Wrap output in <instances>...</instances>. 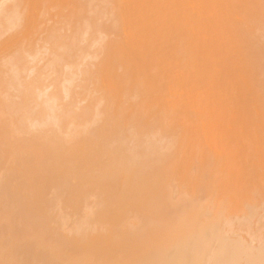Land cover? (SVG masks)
Masks as SVG:
<instances>
[{
    "label": "bare ground",
    "instance_id": "1",
    "mask_svg": "<svg viewBox=\"0 0 264 264\" xmlns=\"http://www.w3.org/2000/svg\"><path fill=\"white\" fill-rule=\"evenodd\" d=\"M69 1L75 3L72 0H0V67L4 63H9L8 68L0 73V264H264V221L261 223L262 225H258L259 220H264V171L262 172L264 167L262 166V161L264 163V134L262 133V136H256L254 138V140H257L258 145H256L257 142L255 143L251 140L254 135L250 136L249 140L248 134H245L249 130L248 128H250V135L252 127H250L249 124L255 126V121L257 122L256 128H259V126L264 128V95L262 97L263 93L261 89L258 88L259 85L262 84H256L258 86L250 89L252 90V93L250 92L249 94L251 97H248V94V96L246 95V91L244 93L249 82L252 79H257L253 78L252 74L262 71L259 66L256 68V63L260 61H258L259 57H257V54L260 52L258 53L259 49L255 45L257 43L260 45L261 42H264V4H262L264 0H208L210 6V8H206L208 12L204 11L205 7L208 6L206 2H204L206 6H203L204 0L202 4H200V0H198V2L195 0L192 3H190V1L189 4V0L186 1V3L184 2L186 10L189 8L190 4L194 6V3H196L198 8L193 7L194 11L191 9H189L191 11H183L184 7L182 8V6L176 2L177 0H167V4L166 0H162L164 3L161 0H157L162 2L160 5L163 4L166 8L168 6V11H170V8H175V12H172L175 13L174 15L172 14V18L175 20L170 19L171 16H168L170 15V13H168L167 17H169V21H167L168 19L165 21L164 18V22L167 24L169 22L171 23L172 20L174 22L177 20L180 22L182 17L176 20L177 16H181V14L185 13L184 15L187 17L182 15L184 20L181 21L184 23L186 20V24H188L187 27L190 25L192 29H196V27L199 28L204 25L202 28L206 29L209 25L208 27L213 29L210 30L207 28L211 31L209 33L208 30H203L200 27L203 31H207V33L205 32L206 34L209 33V35L212 36H204L205 33L200 32L201 30L199 29V33H203L205 38L210 37L208 39L209 41L207 40V44L208 42H210V44L204 46L206 39H202L204 43L200 40L203 43L200 42L202 44L201 47H204L203 49L206 51L204 50L205 54L200 51L201 49L199 52H201L204 57L200 56L201 54L198 52V54H200L198 55L199 57L206 59V61H204L201 58L200 62H206L203 66L201 65L202 68L207 64L205 70L213 76L212 80L215 81L212 83V80L209 81V77H203L204 83L209 81L211 84L208 83L210 86H207L208 84L206 85L202 82L209 87V90L212 88L210 90L212 92L211 94L207 87L202 85L203 91L207 89L211 94L210 95L208 92L206 93L207 96L208 94L210 95L212 101L207 98H203V100L202 98H198L200 100H197L193 97L194 100L193 98L192 100L185 99L186 101L182 103L181 106L177 105L183 109V112L179 115L186 119L189 118L186 117L188 114L195 123L198 119L200 121V118H203L206 112L208 113L210 111L209 113L211 116L209 120L207 118L208 121L205 120L204 117L202 119L203 122L201 121L202 124L198 121L196 126L191 122L194 126L191 128L187 125V128L185 127L186 130L181 126L178 128H172L169 125L164 126L163 120H165L167 116H164L159 110L157 112H159L162 117L156 114L158 118H156L154 122L149 120L151 123H147L148 121L146 122L144 120V118L147 119L145 117L146 114L144 113V116L140 109V107L144 109V106H141L139 102H134V108L130 116L126 109L133 107V105L130 106V102H126L125 98H123L122 101L125 100L126 105L129 103V107L128 105L127 107L125 106L124 109L120 107L118 111L122 109L124 113V110H126L125 113L130 117H124L125 113L123 115L121 112L113 111L114 108L110 103L114 102V105L116 100L112 99L110 102L109 99L111 100L110 97H112V94L115 92H113V90L108 92L103 90L107 93L101 91V87L98 83L102 80L101 77L103 76H100L99 72L101 71L100 69H103L105 66H103L102 62H104L105 57L108 55H106V53L111 54V49L116 47L117 44L123 47L120 43L122 42L124 45V41L120 42L117 39V44H114V42V45L110 44L113 45V48H107V50H110L107 52V50H105L106 44L104 43L105 49L104 46L100 48L102 45L100 44L101 40L98 41L97 39L100 38H97L96 40L98 42L95 41L93 44H96L99 49L105 51V53L102 51V55H105V57L103 56V60L99 57L102 61L98 62V64H96L97 60L95 61V65H98V68L94 67V64V66L87 63L84 65L81 59L82 54L79 52L78 45L76 44L80 40L81 30L84 28L89 30L87 26L91 27V25H94L93 21L89 24L93 16L89 20L87 19L88 21L86 20L87 24H85L86 26L83 27V29H81V27H76L77 30L71 37L61 36L59 32L58 34L60 37L58 38L56 33L54 37L52 33L55 32V29L58 27L44 30L46 34L39 31V27L46 21L50 19L54 21L57 20L56 18L63 12L64 14L61 16L66 15L64 16L66 19H62L67 20L70 9L67 10L68 13H66V10H62L63 8L66 9L65 4ZM102 1L103 0H86L85 2L88 8L93 5L94 9H96ZM106 1L108 2V0ZM118 1L119 3H123L122 0ZM141 1L145 3L148 2L146 0ZM154 1L150 0V2L145 4L146 6L143 5V2H141L140 5L139 2L138 7H144L142 12V7L137 10V6L133 7L136 12L132 11V8H129L132 11V15H134L133 13L136 14L132 18L134 19L135 17L140 19L141 16L142 19H138L137 21H142V27L145 25L148 27H144L145 29H142V31L140 29L141 34L143 30H150H148V32H143V35L144 33L150 35H145L146 38L142 37L143 35L141 36L138 31L134 32L136 36L132 35L134 34L133 32L131 34V36L134 37L140 35V37H142V42L145 43L148 42H146L148 39L147 36L151 39L154 37L149 33L152 31L151 28H154L151 27L153 25L152 22L158 19L157 16H159L160 12H163H158L157 9L160 6L157 7V5H159V3ZM181 1L183 2V0ZM70 2L67 3V5L71 4ZM153 2L156 8L151 7ZM169 2L177 4L176 6H174L175 4H171V7ZM76 3L75 6H77L76 8L78 9H76V12L78 11L77 13L85 11L81 10L85 7L84 2V4L82 3L79 5ZM79 3L81 2L79 1ZM149 3L150 5L148 6ZM156 3L157 5H155ZM73 6L74 5L71 4L72 8L75 7ZM105 6H107V4ZM116 6H118L117 3L115 4V8H117ZM147 6L150 8H147ZM162 6L160 8H162ZM154 8L159 14L155 13L157 18L153 17L152 19L151 16L154 13L151 9ZM177 8L182 10L183 13L178 10L180 14L178 12L176 13ZM92 9L93 8H90V10ZM117 9L118 11L121 10V8L120 10L119 8ZM117 9H114L115 12L120 14ZM148 9L151 11L152 15H150ZM198 9L200 13L196 12L199 11ZM124 10L122 11L123 13ZM144 11H148V14ZM201 11H204V13ZM72 12L73 13H69V19L70 16L75 13V8ZM92 13L95 18L99 14L101 15L100 7ZM112 13L114 14V12ZM117 13L114 14V17H108L112 19L110 20V23L112 21L111 24L107 23L109 24V30L116 31L117 28L120 27L118 25L122 20H120L119 23L118 21L116 22V16L119 15H116ZM125 13L128 15L127 12ZM139 14L140 16L138 17L137 15ZM143 14L147 15V18L150 15L151 19L145 17L144 19L148 21L146 22L143 20ZM54 16H56L55 19ZM77 16V24H79L81 23V21L79 22L80 15L78 14ZM162 16H164V14L162 15L161 13L159 18L163 19ZM105 18L106 17L103 19ZM132 18L130 20L127 18L131 28H133L132 25L137 28L141 26L137 21L135 22L136 19L133 20L134 24H137V26H135L131 22ZM53 20L50 22L52 23ZM58 21L55 22L58 24ZM178 21L176 23L177 25L172 22L168 27L163 21H158L159 24L161 22L166 25H162V27H164L163 29L167 30L169 27L171 28L168 30L170 32H166L165 34L164 30L161 29L162 27L159 28L161 25L155 21L154 24L159 25L156 26L159 30L155 28V30L153 29L155 33H152L156 36V34H159L158 31L160 32L161 30L160 33L164 34L165 37L161 34L164 40L160 39L162 37L161 35L160 37L157 35L160 41H157L156 37H154L153 40L157 41V43L167 41L169 38L166 36H169V33L172 32L173 26L176 25L175 28L178 26L179 29L180 26L182 27V23L180 22L181 24H179ZM27 22L32 23L27 24ZM65 22L62 23L64 24ZM74 22L76 26V21ZM67 23L68 22L65 24ZM57 24L55 26H57ZM149 25H151V28ZM50 26L54 25L50 24ZM104 26L101 31L107 27ZM43 27L42 29H44ZM63 27L65 26L62 25L60 29H63ZM187 27H185V29ZM66 28L68 30V27ZM97 29L96 31L99 33V27H97ZM182 29L178 30V32L182 31L184 33ZM105 30L103 32L104 35H106ZM132 30L130 29V31ZM8 31L11 32L5 35ZM188 32L191 33L189 29ZM195 32L197 33L198 31L195 30L192 32L194 37L197 36ZM255 32L262 34H260V38L258 37V42L254 41L256 44L253 47L250 44H254L251 37H253V34L255 35ZM41 33L43 37L40 38L39 43H42L43 46L47 44V39H50L51 35V38L54 37V40L50 41L52 44L50 51L52 52H49V62L47 63L49 64L48 66H52V72L51 75L45 79V83L40 82V84L33 85L35 81L30 79V71L25 67V56L28 54V50L31 49H28L33 41L31 39L35 40L37 35ZM112 33L115 34L114 32ZM190 33H188L189 36ZM199 33L198 35L203 37ZM34 34L37 35L33 37ZM109 34H111V32ZM118 34H120V30ZM170 35L173 39L179 36L177 34V36L174 35V37H172V34ZM2 36H4V38H2ZM30 36H32V38ZM181 36L183 37L184 35L182 34ZM199 36H197V38H199ZM257 36H259V34ZM103 37L104 36L101 38ZM212 37H216V39ZM85 38L83 39L85 40ZM109 38H111V36H109ZM143 38L145 39L144 41ZM171 38L169 40H171ZM197 38L195 37V39ZM249 38L252 43L248 41ZM90 39L93 42L92 38ZM129 39L134 40V38L130 37ZM151 39L149 40L151 41ZM190 39L192 42L193 39L191 37ZM28 40H31L29 45ZM135 40H137L136 43L139 42V48L142 49L141 41H139V39ZM161 40L163 41L161 42ZM186 40L183 38L179 42H176L178 43L177 45H179L178 55H182L184 52L187 54V58L185 57L186 61L182 58L183 56H180L177 63L179 61L183 63L181 67L184 71L180 69L184 73L187 72L186 77L189 80L191 75V77H193L195 73H193V71L196 70V67L198 68V64L200 66L202 63H197L196 66L198 57L196 58L197 52L192 48L194 41L191 46V43L187 45L186 42H183ZM126 41L129 42L128 40ZM109 42L112 43L110 39ZM136 43L134 42V44ZM145 43L144 45H148L150 42L148 44ZM200 43L198 44L201 45ZM6 44L9 45L2 47ZM93 44L91 46H93ZM127 44L128 43H126V46H128ZM152 44L153 45H151V43L149 44L152 46H150L151 50L150 48H148L149 50L147 51L143 49L145 52L140 50L143 52V56H146V59L143 58L141 53H139V55L142 56L143 60H148L147 57L149 60L151 59L150 61L154 63L152 65L157 68L159 65L158 62L161 63V61H159L161 57L159 55V49L161 51V47H158V49L156 46L159 44L156 45L155 42H152ZM261 44L263 46L264 43ZM189 45L192 48V52ZM107 46H109L108 43ZM134 47L137 48V44L136 46L134 45ZM153 47L154 49H158L157 52L156 49L153 51ZM119 48L117 49L119 50ZM128 48L129 46L126 48V52L124 49L121 50L129 54L127 50L132 51L134 49L131 47L129 50ZM37 49H39L38 46ZM194 49L196 50V48ZM137 50L139 49L137 48ZM173 50L175 49H172V51ZM133 52L132 54H135L134 50ZM113 53L114 52H112V54ZM94 54L97 55L98 53L96 54V52H94ZM115 55L113 54L114 57L110 56L111 61L113 62L114 60V64H111V66L113 65L112 67H114L115 63L118 64L117 62L122 58H117L118 60L115 62ZM123 56V58H125L126 55ZM131 56L128 57L130 58ZM140 56L137 57L140 58ZM87 57H89V55ZM108 57L109 56H107L106 60H109ZM111 57L115 59L112 60ZM137 57H135V59ZM173 58L174 57H172V59ZM7 60H9V62H7ZM128 61L130 60H126V62ZM89 62L90 61H88V63ZM106 62L107 61H105V64L107 65L109 62ZM138 62L139 64L143 63L142 60ZM145 62L143 65H145ZM100 65H102V67ZM108 65L105 67L108 68ZM122 65L123 62L120 63L119 66L123 68ZM143 65H141L142 68ZM112 67L109 68L108 73H106L108 70L104 69V73L112 75L113 73L110 72ZM141 67H138V69ZM117 68L120 67L116 66V69ZM130 68L132 67L130 66ZM45 69L47 70V68H44V70ZM126 69H124L123 72H125ZM199 69L200 67L198 70ZM116 71L114 68V72ZM133 71L129 72L127 70V75L121 72L123 76L121 75L122 78H119L121 80H118L122 81L124 79L127 81L129 78H125L134 76L132 73L139 72L137 69L135 72ZM100 74H103V72L101 71ZM141 74L143 75V73ZM141 74H137V77L140 75L138 79L143 77ZM158 74H160V72L156 73V76L160 77ZM145 75L147 77V74ZM149 76L148 78H152V81H154V73L152 72ZM115 77L117 78L118 74ZM158 77H156V79ZM191 77L190 81L192 80L193 82L190 83H194L195 81L191 79ZM234 78L236 84H233L235 83L232 80ZM250 78L252 79L250 80ZM259 78L261 77H258V79ZM104 79L107 81L108 78H103V82H105ZM156 79L155 82H157ZM144 80L146 79L144 78ZM185 80L181 81L182 84H184L183 82L186 84L187 80ZM133 81L138 82L137 79ZM139 81L141 82V80ZM147 81L149 80L147 79ZM149 82H147V84ZM106 83L107 82L104 84ZM133 83L135 84V82ZM255 83H258V81ZM262 83H264V79ZM107 84L109 85V83ZM107 84L104 85V87L106 86L105 88H107ZM138 84L141 85L142 83L138 82ZM113 86L118 85L114 84ZM125 86L126 88L128 87L123 84V87ZM155 86L157 85L155 84ZM202 86L200 84V89ZM139 87L140 86H138V89H134L135 92H133V94L135 97H138L146 85L143 87L142 84V91L140 89L141 87ZM108 88L111 90L113 87L110 88L108 86ZM156 88L157 87H155V89ZM161 88H163L162 84ZM196 88L200 91L198 87ZM129 89L130 88H128V90ZM192 89H194L195 92L197 91L193 86ZM124 90L122 92L126 93L127 89ZM186 92L187 91H185V93ZM125 93V96L129 95V93ZM162 93L160 94L162 95ZM173 93H175V91ZM186 94L188 95L189 93L187 92ZM178 95H180V93ZM200 95L207 97L203 93ZM173 96L174 95H172V97ZM252 96L257 97H253L254 99L251 101ZM129 97L130 95L127 96L126 99ZM185 97L186 96H184V98ZM248 98L250 99L246 100ZM165 99H167V97ZM206 99L208 102L210 101L209 104L205 102ZM169 101L172 102V100ZM245 101L249 102V104H246ZM119 102H121V100ZM199 102L202 104H197ZM121 104L124 103L121 102L120 105ZM177 104L180 105V102ZM148 106L147 104L146 107ZM114 107L117 109L116 104ZM112 108L113 110H111ZM130 109L131 108H129V112ZM185 109L188 111L185 112ZM151 111L150 113H152ZM172 112H174V110H172ZM250 112L254 114H248ZM165 114L169 115V113ZM249 115L253 116L250 117ZM256 115H258V117H256ZM248 116L249 119H247ZM163 117L165 119H163ZM251 118H253L252 121L255 124L251 123ZM254 118L258 119L255 120ZM181 120L183 121V119ZM184 123L180 124L183 125ZM167 124L168 123H166V125ZM175 124L173 123L174 126ZM209 125L212 128L214 127L213 132V129H211ZM198 126L199 128H197ZM208 126L210 132H208ZM245 127H247L248 130L243 131ZM205 128L207 130H205ZM253 129L255 130L254 127ZM256 131L257 130L254 132ZM256 135H259L258 132H256ZM201 136L206 137L204 141L206 145L208 144L207 146L204 145L203 147L202 143H200L202 145L199 144V140H203ZM245 136L247 138H245ZM211 137L215 139V142ZM187 140L194 151L190 152L192 149L182 147L185 141L188 143ZM210 141L214 142V149L212 148L213 143L211 142V145ZM189 144H185L186 147L188 145V148H190ZM195 145H198V147H194ZM219 147H221V151L218 152ZM245 148L248 149L247 153L243 152ZM224 149L228 153H226ZM242 149L243 151L241 152L240 150ZM183 150H189L185 152V154L191 153L187 154L188 156L186 155L187 158L185 161L182 158L184 164H188L187 166H184L183 163L180 162L181 154H184ZM181 151H183V153H181ZM257 153H259V157H255L258 155ZM193 154L199 155V158L195 159V155ZM253 156L258 158V161H261V165L257 163L258 161H256ZM224 157L225 159H223ZM247 159H252L251 161L255 159L254 163L245 161L246 163H250L247 167V171L249 169L248 172L242 170L245 169L247 164H242L244 168L242 167L241 169V167H239L240 170L238 168L237 170L235 169V167H238L235 166L237 163L239 165L241 161ZM217 160L219 163L223 162V165L219 166ZM183 183H186V185H182ZM256 224L261 226V228H258ZM242 230L243 232H240Z\"/></svg>",
    "mask_w": 264,
    "mask_h": 264
},
{
    "label": "rangeland",
    "instance_id": "2",
    "mask_svg": "<svg viewBox=\"0 0 264 264\" xmlns=\"http://www.w3.org/2000/svg\"><path fill=\"white\" fill-rule=\"evenodd\" d=\"M72 1H74L75 3L78 2V3H76V4H78V5H79V4H82L83 2L86 4V5H85V4L83 3L85 7L83 6L84 9H81L82 11H83V10H85V11L77 13V12H78V11L76 12V9H77L76 7H77V6H75V3H72V2L69 1L71 4H73V5L75 6V7L73 6V7L75 8V13H76L77 15H78V14L80 15V17H79V18H80L79 22L81 21V23L77 24V23H78V16H77L75 13H74L73 15L70 14V15H72V16H70V19H69V13H73L72 11H73L74 8L71 7V4L67 5V3H69V2H67V3L65 4V5H66V6H65L66 9L63 8V10H62V11H65V10H66V13H68L67 10L70 9V12H69L68 15H67V16H68V17H67V20H65L66 17H64V16H66V15L61 16L62 14H64V12L62 13V11H61L62 14L60 13L61 15H59V16L56 18L57 20H55V21H58V20L60 19V20L58 21V24H57V22H55L53 19H50V20H48V21H46V22L44 23L45 25L43 24V25H41V26L39 27V28H40L39 31L45 33L44 30H49L50 28H54V27L56 28V27H58V28H59V29L57 28L58 30L54 28V29H55V32L52 33V34L54 35V37L57 35V37L59 38V37H60L59 34H60L61 36L71 37V36L76 32L77 28L81 27V29H83V27L86 26L85 24H87V21L93 16V17L90 19L89 24H91V22L93 21V24H94V25H91V27H90V26H87V28H88L89 30H87L86 28H84L83 30H81L82 32H81V34H80V36H81V37H80V40H79V41L77 42V44H76V45H78L77 47H78V49H79V52L82 54V55H81V59H82V61H83L82 63H83L84 65H86L85 63H87V64H91L92 66L95 65V61H96V60H97V61H96V64H98V62L102 61V60L104 59V57H105V55H102L103 52L105 53V51L102 50V49H99V48L97 47L96 44H93L95 41H97V40H98V41L101 40V41H100V44H102V45L100 46V48H101V47L103 48V46H104V49H105V44H106V49H105V50H107V48H110V47L113 48L112 46H113L114 44H117V41H116L117 39H118L120 42H121V41H124V45H123L122 42L120 43L123 47H121L120 45L118 46V44H117L116 47H114L115 49L113 48L114 50L111 49V50H112V51H111V54L106 53V55L108 54L107 56H109V57H108L109 60H108V59L106 60V58H107V56H106L105 59H104V62H102V64H103V66L105 65L106 67H107V65L109 64V65H108V68H106V67L104 66L103 69H102V68L100 69V70L103 72L104 75H103V74H100L101 71L98 69V70L100 71V72H99V75H100V76H101V75L103 76V77H101L102 80L99 79V80L101 81V83H100V81H99V83H98V85H100V87H101V88H100L101 91H102L103 93H107L108 91H112V90H113V92H115V93H114L115 95L112 94V97L109 96V97L111 98V100H110L109 97H108V99H109L110 102L112 101V99H113V100H116V101H115V104H116V106H117V109H115V107H114L115 104L113 105V103H114V102H113V103H110V105L114 108V110H113V108H112L111 110H113V111H115V112H121V113H123V110L121 109L122 111H121V110L118 111V108L120 109V107H122V108L124 109L125 106L127 107V105L129 104V103H127V105H126V102H130V104H131L130 106L133 105V107H129V105H128V107L131 108L132 110L130 109V112H129V108H127L126 110L128 111L127 113H129V115L131 116V114H132L131 112L133 111V108H134V102H139V103L141 104V106H144V109H143L142 107H140V109H141V112H142L143 114H144V113L146 114V116H145V114H144V116H145L147 119L144 118V120H145L146 122L148 121L147 123H151V121L154 122L155 119L158 118L157 115H159V117H162L161 114H160V113L162 112V113L164 114V116H167V117H165L166 119L163 117V119H165V120H163V121H164V124H165L164 126H168V125H169V126H171L172 128H173V127L178 128L179 126H181V127H183L184 129H185V127L187 128V125L190 126L191 128H192L194 125L196 126V125H197L196 123L199 121V119L196 120L197 122L195 123L194 120L192 121V117H191L190 115L188 116V114H187L186 117H189V118H186V119H185L183 116H182V117H183V118H182L179 114L183 112V109H182L181 107H178V106H181V104L184 103V102L186 101L185 99H188V100L191 99V100H192L193 97H195V99H197V100H200L201 98H202V100H203V98H204V99L207 98V99H209V100L212 101V98L210 97V95L212 94V92H211L210 90H211L212 88L209 90V87H207V86H210L209 84H211V83H210L209 81L212 80L213 76H212L211 74H209L208 71L205 70L207 64L205 65V67L202 68L203 64H205L206 62H205V63H204V62L202 63V62H200V61H201V58L204 57V56H202V55L205 54V51H206L205 49H203L204 47H201L202 44L204 43L203 40L206 39V40H205L206 43L204 44V46L210 44V42H208V44H207V40H208L212 35H209V33H210L211 31H209L208 29H210V30H213V29H211V27L209 28V27H208L209 25L207 26L208 29L206 28V26H205L206 29L202 28L204 25H203V26H200L203 30H208V31H209V33L206 34L207 31H203L202 29H200V27H199V28L196 27V29H192V27H191L190 25L187 27L188 24H186V20L184 21V23H185L186 25L183 23V21H181V20H184L183 16L185 17L186 15H184L185 13H183L182 10H180V9H182V8L184 7L183 11H184V10L187 11V10H189V9H191V10L194 11V8H193V7L198 8V5H196V3H194V6H191V4H190V5H189V8L186 10V9H185V3H186V1H188V0H185V1L183 0V2H182L181 0H179V2H178V0L176 1L177 3L180 4V6H182V8H180V7L178 6L179 4L177 5L180 9L177 8V9H176V13H177L178 11H181V12L183 13V14H181V16H177V18H176V20H177L179 17H180V19H181V17H182V19L180 20V22L182 23V27H183V29H182L181 26H180V29H179V27L177 26V28H178V29H177V28H175V26L177 25L176 23H177L178 20L174 22L173 20H175V19L172 18V14H173V15L175 14V13H172V12H175V11H174L175 8H174V9L172 8L173 11H172L171 8L169 9L170 11H168V9H167L168 6H167V8H166V6H164L163 4L160 5V3H162V2L164 3V1L161 0L162 2H160V1H157V0H156V1L152 0V1H154V2H158V3H159V5H157V3L155 4V5H157V7H158V6L161 7L162 5H163L164 7L162 6L163 9L160 8V7H158V9H157L158 12L163 11V12H160V14H159L157 11H155V8H156V7L154 6V2H153L151 7H155V8H154V9H151V10H153L152 12L154 13V14H153L154 16L151 14V11L148 9V10L150 11V15H152V16H151L152 19H153V17H155V18L158 17V19H159V20H158V19H157V20H156V19L153 20V22H152L153 25H152V23H151L152 26L149 25V27H150V26H151V27H154V28H151V27H150V28L152 29V31L149 32V33H151L152 36L156 37L157 41H160V40H158V36L160 37V35L162 34V33H160L161 30H160V32L158 31L159 34H156V36H155V34L152 33V32L155 33V31H153V29L155 30L156 26H159V25H161L159 28H161L162 25H163V26H166L165 24H163V23H166V22H164V18H165V21H166V19L169 18V17H167V15H168V13H170V15H168V16H171L170 19H173V20L171 21V23L173 22V23H175L176 25H175V26H173L174 24L172 25V26H173V28H172V32H174V33L171 32V33H169V36H170V37H169V36H166V37H168V38L170 39V38H171V35H170V34H172V37H174V35H175V36L179 35V36H178V37H174V39L171 38V40H169L168 38H166V39H168V40H167V41H163L164 39H163V36H162V35H164L166 32H170V31H168V30H170L171 28L169 27V29L166 30V29H163L164 27H162L161 29L164 30V34H162V35H161L162 37L160 38V39H163V40H161V42L163 41L162 43H157V41H154V40H153L154 37H153L152 39L149 38L148 36H150V35H149L148 33H147V34H148V36H147L148 39L146 40V42H147V41H148V42L145 43V42H142V37H145V38H146L145 35H147V34L144 33V35H143V32H148L149 29L143 30V32H142V34H141L142 29H145V28H148V27H147L146 25L144 26L145 28L142 27V21H140V22H141V23H140L139 21H137L139 18L137 19V18L134 17V19H133L132 17L135 16L136 14L133 13L134 15H132L131 13H132V11L136 12L135 9L133 8V7H135V6H137L136 10H137L138 8H141V7H142V8H141V12H142V10L144 9V7H143V6L138 7V6H139V2H140V5H141V2H143L144 4H143V3H142V4L145 5V4H147L148 2H150V0H146V1H148L147 3H145L144 1H141V0H136L137 2H136L135 0H134V2H133V0H124V1L122 0L123 3L126 1V2L124 3V5H125L126 7L123 5V3H121V2L119 3L118 0H117V1H115V0H108V2H107L106 0H103V1L101 2V4L98 5V7H100L101 15L99 14L98 16H96V18H95V16L93 15L92 12L95 11L98 7H97L96 9H94V7H93V5H92L91 7L88 8L87 3L85 2L86 0H82V1H81V0H77V1H76V0H72ZM79 1H80L81 3H79ZM87 1H89V0H87ZM127 1H128V2H127ZM190 1H191V2H190ZM194 1H195V0H193V1H192V0H189V1H188V4H189V2L192 3V2H194ZM196 1L198 2V0H196ZM200 1H201V2H200ZM200 1H199L200 4H202V1H203V0H200ZM207 1H208V0H207ZM207 1H206V0L203 1V6L205 5L204 2H206V5L208 4V6L205 5L206 7H205L204 11H206V8H207V7L210 8V6H209V1H208V3H207ZM261 1H262V0H261ZM104 2H105V3H104ZM132 2H133V3H132ZM135 2H136V4H135ZM167 2H168V1L166 0V4H167ZM172 2H173V1H172ZM184 2H185V3H184ZM262 2H263L262 4H264V1H262ZM114 3H115V4L117 3L118 6H121V7L116 6L117 8H119V10H120V8H121L120 11H118V9L115 8V4H114ZM169 3H170V2H169ZM177 3H170V5H171V4H172V5L175 4L174 6H176ZM104 4H105V5L107 4V6H105ZM121 4H122V5H121ZM131 4H132V5H131ZM134 4H135V5H134ZM188 4H187V5H188ZM197 4H199V3H197ZM113 5H114V6H113ZM149 5H150V3L148 4V6H149ZM168 5H169V4H168ZM172 5H171V7H172ZM86 6H87V7H86ZM122 6H123V9H122ZM145 6H146V5H145ZM148 6H147V8H150V7H148ZM174 6H173V7H174ZM261 6H263V5H261ZM69 7H71L72 10H71V8H69ZM80 7H81V6H80ZM83 7H82V8H83ZM104 7H105V10H104ZM113 7H114V8H113ZM127 7H128V8H127ZM169 7H170V6H169ZM191 7H192L193 9H192ZM200 7H201V6H200ZM263 7H264V6H263ZM90 8H93V9L90 10ZM106 8H107V9H106ZM109 8H110V9H109ZM129 8H130V9L132 8V11H131ZM147 8H146V10H147ZM164 8L167 9V10H165ZM203 8H204V7H203ZM203 8H202V10H203ZM114 9H115V10L117 9V11L120 12V14L117 13V12H115ZM124 9H125V10H124ZM133 9H134V10H133ZM161 9H162V10H161ZM199 9H201V8H199ZM199 9H198V10H199ZM77 10H78V9H77ZM81 10H80V11H81ZM87 10H88V11H87ZM123 10H124V13L122 12ZM177 10H178V11H177ZM191 10H189V11H191ZM208 10H209V9H208ZM86 11H87V12H86ZM104 11H105L106 13H108V14H106ZM139 11H140V10H139ZM139 11H138V12H139ZM166 11H168V12H166ZM189 11H188V14H189ZM193 11H192V12H193ZM195 11H196V10H195ZM204 11H201V12L204 13ZM89 12H90L91 14H90ZM103 12H104L105 14H104ZM112 12H114V14L117 13L116 15L119 14L118 16L115 15V16L117 17V18L115 19L116 22L118 21V23H119L120 20H122V22H123V23L120 22V24L118 25V26H120V27H119L120 29L117 28V30H116V31H118V32L113 31V30H109V29H110V28H109V24L112 23V21H111V23H110V20H112V19H111V18L109 19L108 17H112V16L114 17V14H113ZM125 12H127L129 16H128ZM138 12H137V13H138ZM144 12H145L146 14H148V11H144ZM196 12H197V13H198V12L200 13V10H199V11H196ZM206 12H208V11H206ZM80 13L82 14V16H81ZM155 13H156V14H159V16L156 17V16H155V15H156ZM161 13H162V15L164 14V16H165V17L162 16L163 19H160V18H159V17L161 16ZM165 13H166V14H165ZM178 13H179V12H178ZM186 13H187V12H186ZM89 14H90V16H89ZM124 14H125V16H124ZM130 14H131V15H130ZM179 14H180V13H179ZM188 14H187V15H188ZM83 15H84V18H83ZM86 15H88V16H86ZM122 15H123L124 17H123ZM141 15H142V14H141ZM150 15H149L148 18H147V17H146L147 15H144V14H143V20H145V19H144L145 17H146L147 19H149V18H150ZM176 15H177V14H176ZM182 15H183V16H182ZM76 16H77V19H76ZM103 16L107 18V19L105 18V19H106V22H105V19H103V18H104ZM119 16H120L121 18H120ZM130 16H131V17H130ZM137 16L139 17L140 14L137 15ZM55 17H56V16H54V19H55ZM99 17H100V18H99ZM125 17H126V18H125ZM186 17H187V16H186ZM62 18H65V19H62ZM97 18H98V20H97ZM122 18H123V19H122ZM124 18H125V20H124ZM127 18H129V20L132 18L131 22H132L133 24H134L133 20L136 19L135 22L137 21V23L141 24V26L138 25L139 27L137 28V27H134V26L131 24L132 27H133V28H131L130 23H129V21L127 20ZM151 18H150V19H151ZM68 19H69V21H68ZM75 19H76V20H75ZM87 19H88V20H87ZM108 19H109V20H108ZM113 19H114V18H113ZM140 19H142L141 16H140ZM140 19H139V20H140ZM51 20H53V21H52L53 24L50 22ZM71 20H72V21H71ZM73 20L76 21V26H75V22H74ZM86 20H87V21H86ZM123 20H124L125 22H124ZM126 20H127L128 22H127ZM65 21L68 22V23H67L68 25L65 24V23H66ZM98 21H100V22H98ZM108 21H109V22H108ZM145 21L148 22L147 20H145ZM145 21H144V22H145ZM155 21H157L158 24H159L158 21H161V22L163 21V23L160 22L159 25H155V24H154ZM167 21H169V19H168ZM60 22H61V23H60ZM62 22H65V23L63 24ZM114 22H115V21H114ZM149 22H150V21H149ZM180 22L178 21L179 24H181ZM30 23H32V22H30ZM30 23L27 22V24H30ZM48 23H49V24H48ZM71 23H72L73 25H72ZM107 23H109V24H107ZM121 23H122V24H121ZM124 23H125V24H124ZM157 23H156V24H157ZM171 23H170V22H169L168 24L166 23V24H167V27H168L169 24H171ZM50 24H51V25H54V26H50ZM56 24H57V26H55ZM69 24H70V25H69ZM102 24H104V25L107 26V27H105V26L102 25ZM106 24H107V25H106ZM149 24H150V23H149ZM48 25H49V26H48ZM62 25H64L65 27H63V29H60ZM79 25H80V26H79ZM99 25H100V26H99ZM128 25H129V27H128ZM134 25H135V24H134ZM143 25H144V23H143ZM147 25H148V24H147ZM43 26H45V27H43ZM94 26H95V27H94ZM103 26L105 27L106 30L103 29V30L101 31V29H102ZM135 26H137V24H136ZM172 26H171V27H172ZM184 26L187 27V28L185 29ZM42 27H43L44 29H42ZM66 27H68V30H67ZM70 27H71V28H70ZM76 27H77V28H76ZM97 27H99V33H98V31H96V30H98ZM141 27H142V28H141ZM190 27H191V28H190ZM64 28H65V30H64ZM159 28H156V29L159 30ZM165 28H166V27H165ZM174 28H175V31H174ZM118 29L120 30V34H122V35L118 34V33H119V30H118ZM130 29H131V30L133 29V30L130 31ZM140 29H141V31H140ZM176 29H177V31H176ZM181 29L184 31V33H183L182 31H181V32H180V31L178 32V30H181ZM184 29H185L186 31H185ZM188 29L191 31V33L188 32ZM191 29H192V30H191ZM197 29H198V30H197ZM199 29L201 30L200 32H203V33L206 32L205 35H204L203 33L200 34V33H199ZM12 30H15V29H12ZM12 30H11V31H12ZM69 30H70V31H69ZM71 30H72V31H71ZM84 30H85V31H84ZM90 30H91V32H90ZM104 30H105L106 35H104V33H103ZM108 30H109V31H108ZM123 30H124L125 32H124ZM163 30H162V32H163ZM195 30L198 31L197 33L195 32V35H197V36H199V35H198V33H199V34L202 35V36H203V35H204V36H208V35H209L210 37H209V38H208V37L205 38V37L203 36V37H204V38H203V37H200V36H199V38H197V36H195V37L197 38V39H195L194 34H192V32H194ZM11 31H8L5 35H7L8 33H10ZM83 31H84L85 33H84ZM94 31H95V33H94ZM107 31H108V33H107ZM126 31H127V32H126ZM129 31H130V32H129ZM137 31H138V33L140 32L141 36H142V35H143V36L140 37V35H139L138 33H137V34H138L139 36H137V37L131 36L132 32L134 33V32H137ZM149 31H150V30H149ZM58 32H59V34H58ZM87 32H88V34H87ZM110 32H111L112 35L109 34ZM112 32H114L115 34H113ZM177 32H178L179 34H178ZM212 32H214V31H212ZM55 33H56V35H55ZM83 33H84V34H83ZM93 33H94V34H93ZM116 33H117V34H116ZM129 33H130V34H129ZM156 33H157V31H156ZM185 33H186L187 35H186ZM188 33H190V36H189ZM45 34H46V33H45ZM66 34H67V35H66ZM69 34H70V35H69ZM86 34H87V35H86ZM99 34H100V35H99ZM108 34H109V35H108ZM128 34H129L130 36H129ZM167 34H168V33H167ZM167 34H166V35H167ZM176 34H177V35H176ZM182 34L184 35L183 37L181 36ZM191 34H192V35H191ZM258 34H259V36H257ZM260 34H262V33H257V32H255V35L253 34V37L250 36V37H251V40L253 41L254 44H250V43H249V44L252 45V46L254 47V45L256 44L254 41H257V42H258V40H259L258 37L260 38V36H261ZM36 35H37V34H34L33 37H35ZM82 35H83V36H82ZM107 35H108V36H107ZM115 35H116V36H115ZM132 35H135V36H136V33H134V34H132ZM157 35H158V36H157ZM85 36H86V38H85ZM102 36H104V37L101 38ZM109 36H111L112 40H111V38H109ZM120 36H121V37H120ZM187 36H188V37H187ZM192 36H193V37H192ZM254 36H255L256 39L254 38ZM30 37L32 38V36H30ZM41 37H43V34H42V33H41L40 35H37V37L35 38V40L29 38V39H31V40H33V41H32V43L30 44V41H31V40H28V41H29V42H28V45H29V44L31 45L28 49H30V48H31V49L28 50V54L25 56V58H26V61H25V67H27L28 70L30 71V72H29L30 79L35 81V82L33 83V85L40 84V82L45 83V79L48 78V76H50V75H51V72H52V68H51L52 66H48L49 64H47V63L49 62V55H50V53L52 52V51H50V48H52V44H51L50 41L54 40V37L51 38V37H52V35H51V36H50V39H49V38L47 39V44H45L44 46L42 45V43H39ZM82 37L85 38V40H84ZM129 37H130V38H134V40H135V39H139V41H141L140 43H142V46H141L142 49L139 48V42L136 43L137 40L134 41V40H132V39H129ZM138 37H139V38H138ZM164 37H165V35H164ZM180 37H181V38H180ZM186 37H187V40H188V41L191 40L190 37L193 39V41H194V42L192 41V42L194 43L193 46H192V42H191V41L188 42V41L186 40ZM2 38H4V36H2ZM90 38H92L93 42L91 41ZM97 38H100V39H97ZM127 38H128V39H127ZM140 38H141V39H140ZM177 38H179L180 40L184 38L186 41H183V42H184V43L186 42L187 45L191 43L190 45L192 46L193 50L197 52L196 58L198 57V60H199V61L197 60V62H196V66H197V63H202V64H200V66H199V64H198V68L200 67L199 70H198V68L196 67V70L193 71V73L195 72V73H194L195 75L193 74V77H191L192 75L190 76L191 79H194V81H195L194 83H190V82H193V81H192V80L190 81V77H189V80H188V78L186 77L187 72H186V73L183 72L184 70H183L182 67H181V64H183V63H182L181 61H179V62L177 63V60H179L180 56H183L182 58H184V61H186L185 59L187 58V54H186L185 52H184L185 54L182 53V55H180V54L178 55V48H179L178 46H179V45H177L178 43H176V42H179L180 40L177 39ZM200 38H201V39H200ZM212 38H215V39H216V37H212ZM252 38H253V39H252ZM60 39H62V38H60ZM86 39H88V40H86ZM96 39H97V40H96ZM109 39H110V41H111L112 43L109 42ZM113 39H114V40H113ZM149 39H151V41L153 40L152 42H153V43L155 42V44L157 43V44H159V45H160V44L162 45V46H161V45L159 46V45L156 44V45H157L156 47H157V48H158V47H159V48L161 47V51H162V53H161L160 49L158 48V49H159V52H160L159 55H160L162 58H161V57H160L161 59L159 58V61H161V63L158 62L159 65L157 66V68H155V66L152 65V64H154V63H153L152 61H150L151 59L149 60V58L147 57L148 60H145V59H146V56H145V55L143 56V52H145V51H143V49H145V50L147 51V50H149L148 48H150V50H151V47H152L151 45H153L152 42H151ZM156 39H155V40H156ZM166 39H165V40H166ZM176 39H177V41H176ZM202 39H203V40H202ZM257 39H258V40H257ZM81 40H82V42H81ZM126 40H128L130 43L127 42ZM144 40H145V39L143 38V41H144ZM173 40H174V41H173ZM195 40H196V41H195ZM197 40H198V43H200V42L202 43V41H203V43H202V44L200 43L201 45H199V44L197 43ZM200 40H202V41H200ZM210 40H212V39H210ZM213 40H214V39H213ZM85 41H86V42H85ZM89 41H91V42H89ZM98 41H97V42H98ZM103 41H104V42H103ZM115 41H116V42H115ZM119 41H118V42H119ZM133 41L137 44V46H138L137 48H138L139 50H137V48L134 47V45L136 46V44H134ZM208 41H209V40H208ZM248 41H250V38H249ZM252 41H250V42L252 43ZM101 42H102V43H101ZM113 42H114V44H113ZM131 42H132V44H134V45H132ZM149 42L151 43V45H149V44H150ZM164 42H165V43H164ZM48 43L51 44V45H50L51 47L48 46V45H49ZM81 43H82V44H81ZM104 43H105V44H104ZM107 43L109 44V46H107ZM126 43H128L127 45L129 46V48H128L129 50H130V48L132 47V49L134 48L133 50L135 51V54H132V53H134L133 50H132V51H128V50H127V52H129V54L127 53L128 56H131V55L133 56V57H132V56L130 57L131 59L127 56L126 53H124V51L126 52V48L128 47V46H126ZM144 43H145V44H148V43H149V44H148L149 47H148V45H144ZM171 43H172V44H171ZM174 43H175V44H174ZM196 43H197V44H196ZM261 43H264V42H261ZM261 43H260V45H259V43H257V44L255 45V46H257V48L259 49L258 53L260 52L259 54H257V57H259V58H258V61L260 60L259 62L257 61L259 64H260L261 60H262V62L264 61V50H263V49H264V47H263L264 44H263V46H262ZM32 44H35V45H32ZM39 44H40L41 46H40ZM86 44H88V45H86ZM92 44H93V46H91ZM110 44H113V45H110ZM129 44H130V45H129ZM165 44H166V45H165ZM8 45H9V44H6L5 46H2V47H6V46H8ZM140 45H141V44H140ZM163 45H164V46H163ZM190 45H189V47L191 48ZM37 46H38L39 49H37ZM94 46H95V48H94ZM117 46H118V47H117ZM143 46H144V48H143ZM146 46H147V48H146ZM150 46H151V47H150ZM174 46H175V47H174ZM44 47H45V48H44ZM53 47H54V46H53ZM86 47H87V48H86ZM119 47H120V48H119ZM124 47H125V48H124ZM168 47H169V48H168ZM206 47H207V46H206ZM206 47H205V48H206ZM97 48H98V49H97ZM117 48H119V50H118ZM157 48H155V49H156V52H157V50H158ZM192 48H191V52H192ZM194 48H196V50H195ZM198 48H199V49H198ZM2 49H3V48H2ZM34 49H35V50H34ZM40 49H41V50H40ZM80 49H81L82 51H83V49H84V51L82 52ZM90 49H92L93 51L90 50ZM96 49H97V51H96ZM116 49H117V51H116ZM121 49H122V50L124 49V51H122ZM135 49H136V50H135ZM155 49H154V47H153V51H155ZM167 49H169V50H167ZM172 49H175V50L172 51ZM200 49H201V50H200ZM260 49H261V51H262L263 53L260 51ZM88 50H89L90 52H89ZM140 50L143 51V52H141ZM199 50H200L201 52H204V53L201 54V52H199ZM204 50H205V51H204ZM102 51H103V52H102ZM108 51H110V50L108 49L107 52H108ZM169 51H170V52H169ZM187 51H188V50H187ZM49 52H50V53H49ZM94 52H96V54H97V53H98V54L95 55ZM101 52H102V53H101ZM112 52H114V53H113L114 55H115V54L118 55V56L115 55V58H116V61H115V62H117V60H118L119 58L122 57V58H121L122 61L119 59V62H117L118 64L115 63L114 67H112L113 65L111 66V64H114V63H113V62H114L113 59H115V58H112V57H114L113 54H112ZM116 52H117L118 54H117ZM136 52H137V53H136ZM196 52H193V53H196ZM198 52H199L201 55L198 54ZM46 53H47V54H46ZM80 53H78V54H80ZM91 53H92V54H91ZM120 53H121V56H120ZM139 53H141V55L143 56V58H145L144 60H145L146 62L143 60L142 56L139 55ZM170 53H171V54H170ZM38 54H39V55H38ZM85 54H87V55H85ZM137 54H138V55H137ZM42 55H43V56H42ZM47 55H48V56H47ZM88 55H89V57H87ZM101 55H102V56H101ZM123 55H126V56H125L126 59L123 58V57H124ZM134 55H135V56H134ZM169 55H170V56H169ZM198 55H200V56H202V57H199ZM259 55H260L261 57H260ZM262 55H263V56H262ZM46 56H47V57H46ZM90 56H91V57H90ZM95 56H96V57H95ZM97 56H98V57H97ZM103 56H104V57H103ZM110 56H112L111 58H112L113 62L111 61ZM137 56H140V58L137 57ZM165 56H166V57H165ZM43 57H44V58H43ZM93 57H94V58H93ZM99 57H100L102 60H101ZM102 57H103V58H102ZM127 57H128V58H127ZM135 57H137V58L135 59ZM172 57H174V58L172 59ZM176 57H177V58H176ZM185 57H186V58H185ZM95 58H96V59H95ZM117 58H118V59H117ZM141 58H142V59H141ZM196 58H195V59H196ZM260 58H261V59H260ZM42 59H43V60H42ZM88 59H90V60H88ZM99 59H100V60H99ZM124 59H125V60H124ZM132 59H133V60H132ZM134 59H135V60H134ZM164 59H165V60H164ZM169 59H170V60H169ZM202 59H203V58H202ZM12 60H13V59H12ZM87 60L90 61V62H92V63H90V62L88 63ZM126 60H130V61L126 62ZM141 60H142V62H143V61L145 62V65H143L144 62L141 63V64H139L138 61L141 62ZM180 60H181V59H180ZM203 60L206 61L205 58H204ZM36 61H37V62H36ZM42 61H43V62H42ZM84 61H85V62H84ZM105 61H107V62H109V63L106 62V63H107V65H106V64H105ZM120 61H121V62H120ZM136 61H137L138 63H137ZM149 61H150V62H149ZM163 61H164V62H163ZM7 62H9V60H7ZM44 62H45V63H44ZM111 62H112V63H111ZM122 62H123V65H122L123 68H121V66H119L120 63H122ZM135 62H136V63H135ZM165 62H166V63H165ZM169 62H171V63H169ZM255 62H256V60H255ZM262 62H261L260 65H259L258 63H256V68L259 66L260 70H262V71H260V73H259V72H256V73L252 74V77H253V78H257V79H258V77H261V78H259L258 80H257V79H254V80H253L252 78H250V80H251V79H252V80L249 82V85L246 87L248 90H247L246 88H245L246 90H244V93H245V91H246V95H247V94H248V95L250 94V92L252 91V90H250V89H252V88L255 87V86H258L259 84H262V85H259V87H258L259 89H261V91H262V93H263V94H262V97H263V95H264V89H262V88H264V85H263L264 83H262V82H263V79H264V76H263V75H264V72H263V70H264V62H263V63H262ZM26 63H27V64H26ZM28 63H29V64H28ZM31 63H32V64H31ZM33 63H34V64H33ZM146 63H147V64H146ZM148 63H149V64H148ZM168 63H169V64H168ZM175 63H176V64H175ZM179 63H180V65H179ZM93 64H94V65H93ZM150 64H151V65H150ZM173 64H174V65H173ZM8 65H9V63H4V64L0 67V73H1L2 71H4V69L8 68ZM32 65H33V66H32ZM141 65H143V68H144V69L141 67ZM147 65H148V67H147ZM161 65H162V66H161ZM175 65H176V66H175ZM201 65H202V66H201ZM253 65H255V64H253ZM46 66H47V67H46ZM97 66H98V65H97ZM97 66L95 65L94 67H97ZM100 66L102 67V65H100ZM116 66H117V67H120V68H117V69H118V70H117V69H116ZM130 66H131L132 68H134V69L130 68ZM135 66H136L137 68H136ZM149 66H150V67H149ZM160 66H161V67H160ZM165 66H166V67H165ZM167 66H168V67H167ZM171 66H172V67H171ZM182 66H183V65H182ZM2 67H3V68H2ZM110 67H112L111 69H113V70L110 69V72L113 73L112 75L106 74V73L109 72V68H110ZM124 67H125V68H124ZM128 67H129V68H128ZM138 67H141L143 70H142L141 68L138 69ZM162 67H163V68H162ZM176 67H177V68H176ZM1 68H2V69H1ZM41 68H42V69H41ZM44 68H47V70H46V69L44 70ZM97 68H98V67H97ZM97 68H96V69H97ZM114 68H115V71H116V70L118 71V73H117V71L114 72ZM126 68H128V69H126ZM159 68H162V69H159ZM166 68H167V69H166ZM180 68H181L183 71H182ZM262 68H263V69H262ZM48 69H49V70H48ZM104 69H106V70H108V71L106 72V70H105L106 73H104ZM124 69H126L125 72H123ZM129 69H131V70H129ZM136 69L139 70L140 73H139V72H138V73L135 72ZM158 69H159V72H160V74H158V75H159L160 77L156 76V73H159V72H158ZM163 69L166 70V71H164ZM169 69H170V70H169ZM172 69H173V70H172ZM177 69H178V70H177ZM179 69H180V70H179ZM119 70H120V72H119ZM121 70H122V71H121ZM127 70H128L129 72H131V71L134 70L133 72H135V73H132V74H134V76H129V77L125 78V79H128V78H129L128 80H131V81H128V80L126 81V80H124V79L122 80V81H124V82L119 81V80H121V79H119V78H122L123 74H124V73H125V74L127 73ZM140 70H141V71H140ZM144 70H146L147 73H146V71H144ZM154 70H155V71L157 70V71L155 72ZM160 70H161V71H160ZM197 70H198L199 72H198ZM112 71H113V72H112ZM142 71H143V72H142ZM169 71H170V72H169ZM179 71H181L182 73L179 72ZM196 71H197V72H196ZM205 71H206V72H205ZM48 72H49V73H48ZM121 72H122L123 74H122ZM149 72H150V73H149ZM152 72L154 73V77H153V78H154V79H153L154 81H152V78H148V77L151 76V75L149 76V74H151ZM177 72H178V73H177ZM43 73H44V74H43ZM46 73H47L48 75H47ZM120 73H121V74H120ZM141 73H143V75H142ZM176 73H177V75H176ZM201 73H202V74H201ZM210 73H211V72H210ZM114 74H115V75H114ZM117 74H118V77L116 78L115 76H117ZM137 74H141V76H143V77H142V78L140 77V79H138V77H139L140 75L137 77ZM145 74H147V77H146ZM169 74H171V75H169ZM199 74H200V75H199ZM203 74H204V75H203ZM206 74H207V75H206ZM35 75H36V76H35ZM121 75H122V76H121ZM126 75H127V74H126ZM135 75H136V76H135ZM144 75H145V76H144ZM152 75H153V74H152ZM162 75H163V76H162ZM167 75H168V76H167ZM175 75L177 76V78H176ZM254 75H255V76H254ZM257 75H258V76H257ZM33 76H34V77H33ZM106 76H108V77H106ZM110 76H112V77H110ZM120 76H121V77H120ZM155 76L158 77V78H157L158 80L156 79ZM172 76H173V78H172ZM197 76H198V77H197ZM37 77H38V78H37ZM132 77H134V78H132ZM136 77H137V78H136ZM151 77H152V76H151ZM203 77H207V78L209 77L210 80H209V81H206L207 83H206V82L204 83V81H203L204 78H203ZM232 77H233V76H232ZM234 77H235V76H234ZM49 78H50V77H49ZM103 78H106V79L108 78L107 81H106L105 79H104V80H105V82L109 83V85H108L107 83H106V84H107L110 88L113 87V88H111V90L108 88V86H107V88H105L106 86L104 87V85H106V84H104L105 82H103ZM115 78H116V79H115ZM144 78H145L146 80H144ZM163 78H164V79H163ZM184 78H185V79L187 78V79H186V80H187L186 84H185V82H183L184 84H182V82H181V81H184V80H185ZM200 78H201V79H200ZM229 78H230V76H229ZM41 79H42V80H41ZM112 79H113V80L115 79V80L113 81ZM118 79H119V80H118ZM135 79H137L139 83H142V84H143V87H144V85H146V87H144V88L141 87L142 84L139 85L137 81H133V80H135ZM147 79H148L149 81H150V79H151V81L149 82V81H147ZM155 79H156L157 82H155ZM159 79H160V80H159ZM161 79H162V80H161ZM139 80H141V82H140ZM164 80H165V81H164ZM179 80H180V81H179ZM186 80H185V81H186ZM207 80H208V79H207ZM228 80H230V79H228ZM232 80H233V82H235V83H233V84H236V80H235V78L232 79ZM232 80H231V81H232ZM259 80H260L261 82H260ZM188 81H189V83H188ZM200 81H201V82H200ZM213 81H214V80H212V83L215 82V81H214V82H213ZM257 81H258V83H255V82H257ZM102 82H103V84H102ZM114 82H115V83H114ZM125 82H127V83H125ZM133 82H135L136 85H135ZM147 82H149V83L147 84ZM152 82H153V84H152ZM154 82H155V83H154ZM158 82H159V83H158ZM166 82H167V83H166ZM168 82H169V83H168ZM196 82H197V83H196ZM202 82H203L204 84H206V85H207L208 83H209V84L206 86V85H204ZM111 83H112V84H111ZM116 83H118V84H116ZM179 83H180V84H179ZM195 83H196V84H195ZM250 83H251V84H250ZM254 83H255V85H254ZM110 84H111V85H110ZM114 84H115V85H118V86H113ZM123 84H124V85H127L128 87H127V88H126V86L123 87ZM129 84H130V85H129ZM137 84H138V86L141 87V88L139 87V88L141 89V91H142V88H143V91L138 95V97H135L134 94H133V92H135L134 89H138ZM150 84H151V86H150ZM155 84H156L157 86H155ZM161 84H162V87H163V88H161ZM176 84H177V85H176ZM191 84H192V85H191ZM193 84H194V85H193ZM200 84H201V86H202V85H203V86H206L207 89L209 90V92H211V94L208 92L207 89H205L206 92L203 91V90H204V89H203V86H202V88L200 89ZM231 84H232V82H231ZM256 84H258V85H256ZM121 85H122V86H121ZM152 85H153V86H152ZM186 85H187V86H186ZM195 85H196V86H195ZM246 85H247V84H246ZM91 86H92V85H91ZM134 86H136V87H134ZM175 86H177V87H175ZM180 86H183V87H180ZM185 86H186V88H185ZM190 86H191V88H190ZM192 86H193V88H195L197 91H199V90L196 88V87H198V88L200 89V91H199L200 94L203 93V94H205V96H207L206 93L208 92V93L210 94V95L208 94L209 97H208V96H207V97H204L203 95H200L199 92H197V91L195 92L194 89H192ZM250 86H251V87H250ZM115 87H116V88H115ZM153 87H154V88H153ZM155 87H157V88H156L157 90L155 89ZM166 87H167L168 91H167ZM206 87H205V88H206ZM91 88H92V87H91ZM121 88H122L123 90H124V89H125V90L127 89V91H126L127 94L129 93V91H130V89H131V91H130V93H129V95H130L129 98H130V99H129V98L126 99V97L129 96V95H126V96H125V95H124L125 92L123 93V92H122L123 90H122ZM128 88H130V89L128 90ZM146 88H147V90H146ZM151 88H153V89H151ZM160 88H161V89H160ZM181 88H182V89H181ZM183 88H184V89H183ZM187 88H188V89H187ZM241 88H243V87H241ZM108 89H109V90H108ZM114 89H115V90H114ZM116 89H117V90H116ZM119 89H120V90H119ZM144 89H145V90H144ZM174 89H175V90H174ZM176 89H177V90H176ZM191 89H192V90H191ZM243 89H244V88H243ZM243 89H242V92H243ZM103 90H106L107 92H104ZM125 90H124V91H125ZM153 90H155V91H153ZM165 90H166V91H165ZM173 90L175 91V93H173V92H174ZM181 90H182V91H181ZM190 90H191V91H190ZM120 91H121V92H120ZM172 91H173V92H172ZM185 91H187L189 94L187 95V94H186L187 92L185 93ZM192 91L195 92V93H193ZM201 91H202V92H201ZM102 92H100V93H102ZM113 92H111V93H113ZM118 92H119L120 94H119ZM162 92H163V93H162ZM164 92H165V93H164ZM191 92H192V93H191ZM204 92H205V93H204ZM121 93H122V94H121ZM126 93H125V94H126ZM160 93H162V95H161ZM170 93H171V96H170ZM179 93H180L181 96L178 95ZM183 93H184V94H183ZM251 93H252V92H251ZM151 94H152V95H151ZM191 94H192L193 96H192ZM194 94H195V96H194ZM109 95H111V94H109ZM113 95H114V96H113ZM155 95H156V96H155ZM172 95H174V96L172 97ZM183 95L186 96V97L184 98ZM248 95H247V96H248ZM118 96H125V97H118ZM143 96H144V97H143ZM147 96H148V97H147ZM189 96H190V97H189ZM116 97H117V98H116ZM152 97H153V98H152ZM156 97H158V98H156ZM162 97H163L164 99H163ZM166 97H167V99H165ZM179 97H180V98H179ZM196 97H197V98H196ZM248 97H251V96L249 95ZM253 97H254V96H252L251 101H252L255 97H257V96H255L254 98H253ZM123 98H125L126 102H125V100L122 101ZM135 98H136V99H135ZM140 98H141V99H140ZM148 98H150L152 101H151L150 99H148ZM198 98H200V99H198ZM132 99H133V101H132ZM134 99H135V100H134ZM154 99H155V100H154ZM173 99H174V100H173ZM178 99H180V100H178ZM207 99H206V100H207ZM249 99H250V98H248V99H246V100H249ZM117 100H118V102L121 100V102L124 103L125 105H124V104H121V105H120L121 102L118 103ZM128 100H130V101H128ZM157 100H158V101H157ZM165 100H166V101H165ZM169 100H172V102L169 101ZM188 100H187V101H188ZM193 100H194V98H193ZM206 100H205V102L207 103L208 100H207V101H206ZM258 100H259V99H258ZM251 101H250V102H251ZM150 102H151V105H152V106L150 105ZM160 102H161L162 104H161ZM165 102H166V103H165ZM168 102H169V103H168ZM176 102H177V103L180 102V105L177 104ZM117 103H118V105H117ZM164 103H165V105H164ZM209 103H210V101H209L207 104H209ZM245 103H246V104H247V103L249 104V102H246V101H245ZM108 104H109V103H108ZM147 104L149 105L148 107H149L150 109H149L148 107H146ZM175 104H176V105H175ZM197 104H202V103L199 102V103H197ZM204 104H205V103H204ZM123 105H124V107H123ZM145 105H146V106H145ZM162 105H163V106H162ZM177 105H178V106H177ZM118 106H119V107H118ZM157 107H158V108H157ZM162 107H163V108H162ZM175 107H178V108H175ZM110 108H111V107H110ZM147 108H148L149 110H148ZM154 108H155V109H154ZM159 108H160V109H159ZM165 108H166V109H165ZM172 108H174V109H172ZM179 108H180V109H179ZM145 109H146V111H145ZM126 110H124V111L126 112ZM151 110H152V111H151ZM154 110H155V111H154ZM158 110H159L160 113L157 112ZM160 110H162V111H160ZM172 110H174V112H172ZM185 110H186V109H185ZM150 111H151L152 113H150ZM175 111H176V112H175ZM187 111H188V110H186L185 112H187ZM252 111H253V110H252ZM125 112H124V113H125ZM153 112H154V113H153ZM178 112H179V113H178ZM209 112H210V111H209ZM209 112H208V113L206 112L205 116H203V118L205 117V120H207V118H208V120L210 119V116H211V115H210ZM255 112H256V111H255ZM124 113H123V115H124ZM127 113H125L124 117H130ZM148 113H149V114H148ZM165 113H169V115H168V114L166 115ZM252 113H253V112H250V113H248V114H252ZM143 114H142V115H143ZM156 114H157V115H156ZM177 114H178V115H177ZM253 114H254V113H253ZM255 114H256V113H255ZM127 115H128V116H127ZM148 115H149V118H148ZM208 115H209V116H208ZM144 116H143V117H144ZM174 116H176V117H174ZM179 116H180V117H179ZM249 116L252 117L253 115H252V116L249 115ZM249 116H248L247 119H249ZM168 117H169V118H168ZM171 117H172V118L174 117V118H173L174 120H173ZM256 117H258V115H256ZM203 118H200V121H199L200 124H202V122H203L202 119H203ZM262 118H263V117H262ZM152 119H154V120H152ZM181 119H183V121H182ZM252 119H253V118H251V123H253V124L256 123V124H257V122L255 121V123H254V122L252 121ZM254 119H255V118H254ZM257 119H258V118H257ZM257 119H255V120H257ZM149 120H151V121H149ZM175 120H176L177 122H176ZM188 120H189V121H188ZM208 120H207V121H208ZM201 121H202V122H201ZM247 121H249V120H247ZM184 122H186L187 124L184 123ZM191 122H192L194 125H193ZM249 122H250V121H249ZM166 123H168V124L166 125ZM169 123H170V124H169ZM173 123H174V124L176 123L175 126L173 125ZM180 123H184V124L182 125V124H180ZM246 123H247V122H246ZM256 124H255V126H256ZM203 125H204V124H203ZM249 125H250V127H252L250 135H249L250 128H248V129H249V130H248L247 127H245L243 131L248 130L247 133H245V134H248V137H249L248 139H249V140H250V136L254 135V136H252L253 138H252L251 140H253V142L256 143L257 140H256V139L254 140V138H255L256 136H259V137L262 136V135L264 134V131H263L264 128H262V127H260V126H259V128H256V127L253 126V125L251 126V124H249ZM199 126H201V125H199ZM199 126H198L197 128H199ZM209 126H210V125H209ZM209 126L207 127V129L209 128ZM212 126H213V125H212ZM248 127H249V126H248ZM253 127L255 128V130H257L256 132H258L259 135H256V132H254L255 130L253 129ZM210 128L213 129L214 127L212 128V127L210 126ZM210 128H209V131H208V132H210ZM207 129L205 128V130H207ZM258 129H259V131H258ZM262 129H263V130H262ZM185 130H186V129H185ZM213 131H214V129L212 130V132H213ZM252 131H253V132H252ZM261 131H262V132H261ZM260 132H261V133H260ZM243 133H244V132H243ZM262 133H263V134H262ZM261 134H262V135H261ZM246 136H247V135H246ZM246 136H245V138H247ZM201 137H202L203 140H199V144L202 143L203 145H202V144H200V145H202L203 147H204V145L207 146L208 144L206 145V142L204 141V140H206V137H205V136H201ZM201 137H200V139H201ZM203 137H204L205 139H204ZM209 138H210V137H209ZM211 138H212V137H211ZM213 139H214V138H212V140H213ZM209 140H210V139H209ZM187 141H188V140H187ZM213 141L215 142V139H214ZM213 141H210V144L212 145V143H213L212 148L214 149V145H215V144H214ZM211 142H212V143H211ZM253 142H252V143H253ZM185 144H189V141H188V143H186V141H185V142L183 143V145H182V144H181V145H182V147H185L186 149H192V148L190 147V146H191L190 144H189V147H190V148H188V145H187V147H186ZM199 144H198V145H199ZM184 145H185V146H184ZM198 145H195L194 147H196V146L198 147ZM256 145H258V142L256 143ZM221 147H223V146H221ZM221 147L218 148V152L221 151V150H220ZM183 149H184V148H183ZM225 149H227V148H225ZM225 149H224V150H225ZM245 149H246V148H245ZM245 149H244V151H243V149L240 150V151H241V152L243 151V152L247 153V152H248V149H246V151H245ZM181 150H182V149H181ZM227 150H228V149H227ZM183 151H184V154H185V152H188L189 150H188V151L183 150ZM183 151H181V153H183ZM191 151H194V150L192 149V150H190V152H191ZM225 151H226V150H225ZM226 153H228V152L226 151ZM184 154H181L182 156L180 155V156H181V160H182V161L180 160V162L183 163L184 166H187L188 164H184L183 159H184V161H185L186 158H187V156H188L187 154H191V153H186V154H185V156L187 155L186 157L184 156ZM243 154H244V153H243ZM257 154H258V155H256V156L254 155V156H255V157H259V153H257ZM193 155H195V156H194L195 159H198V158H199V155H196V154H193ZM183 156H184V157H183ZM254 156H253V158H255ZM182 158H183V159H182ZM223 159H225V157H224ZM255 159H256V161H258V160H257L258 158H255ZM255 159H253V161H251L252 159H251V160H249V159H247V160H243L244 162L241 161L239 165H238V163L235 165V166H238V167H235V169L237 170V168H238V169L240 170L239 167H241V169H242V167H243L242 164H245V165L247 164V166L245 167V169H242V170H246V171H247L248 164H250V163H254V162H255ZM263 159H264V158H263ZM263 159H259V160H263ZM245 161H246V162H249V161H250V163H246ZM217 162H218V160H217ZM218 163H219V162H218ZM257 163H260V165H261V161H258ZM183 165H182V167H183ZM220 165L222 166V165H223V162H222V163H219V166H220ZM262 166H264L263 161H262ZM243 168H244V167H243ZM263 169H264V167H263ZM263 169H262V172L264 171ZM248 171H249V169H248ZM248 171H247V172H248ZM247 172H246V173H247ZM247 174H248V173H247ZM263 176H264V173H263ZM182 185H186V183H183ZM260 219H261V218H260ZM263 221H264V220H259V222L257 221L259 224H258V223H257V224L260 225ZM257 224H256V226H258ZM261 225H262V224H261ZM258 228H261V226H258ZM262 228H263V227H262ZM240 232H243V230L240 231ZM244 232H245V231H244ZM254 238H255V236H254Z\"/></svg>",
    "mask_w": 264,
    "mask_h": 264
}]
</instances>
